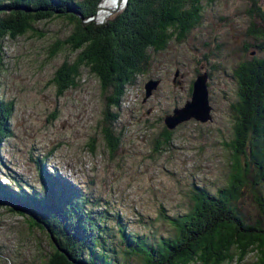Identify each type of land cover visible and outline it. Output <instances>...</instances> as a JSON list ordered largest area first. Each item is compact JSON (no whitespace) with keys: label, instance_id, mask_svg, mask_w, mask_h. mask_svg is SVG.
<instances>
[{"label":"rangeland","instance_id":"374dc122","mask_svg":"<svg viewBox=\"0 0 264 264\" xmlns=\"http://www.w3.org/2000/svg\"><path fill=\"white\" fill-rule=\"evenodd\" d=\"M258 4L264 9V0ZM249 7L248 0H215L185 41L151 51L147 71L127 87L120 108L109 111L119 115L111 127L119 138L113 152L103 139L106 101L95 76L82 69L78 87L61 96L51 83L64 59L74 57L67 51L48 57L50 46L69 34V26L54 20L36 26L44 37L28 33L6 38L0 52V96L13 103V110L11 134L0 144V184L17 194L20 185L26 193L45 195L42 172L60 177L90 201L95 215L102 213L116 264H142L140 257L125 253L121 227L156 244L174 234L163 216L188 212L194 188L215 194L228 181L231 153L223 144L232 138L234 124L230 106L237 101L238 88L233 71L243 61L264 57L247 33ZM205 71L210 73L212 120L178 126L171 143L163 145L164 117L190 100L197 73ZM150 79H159L160 86L143 102ZM42 159L43 171L38 167ZM243 196L240 207L252 219V197L248 190ZM9 207H0V264H45L57 243L49 233L29 228L32 215ZM256 261V253L249 252L240 263L234 259L224 264Z\"/></svg>","mask_w":264,"mask_h":264},{"label":"trees","instance_id":"16d2710c","mask_svg":"<svg viewBox=\"0 0 264 264\" xmlns=\"http://www.w3.org/2000/svg\"><path fill=\"white\" fill-rule=\"evenodd\" d=\"M100 1L0 0V52L6 38L13 40L28 33L41 38L44 35L37 25L65 22L70 32L50 46L48 57L66 51L74 57L64 59L51 83L61 96L78 87L82 69L95 76L106 101L103 139L113 152L119 138L111 127L119 115L109 111L120 108L127 87L147 71L151 51H163L171 41H185L202 24L205 7L215 0H128L107 23L83 26L74 12L92 17ZM248 1L247 33L255 41L252 47L264 52V9L258 0ZM233 77L238 89L237 101L230 106L232 138L223 144L231 153L228 181L215 194L194 188L188 212L163 216L174 234L156 244L143 236L129 235L121 227L119 237L125 253L140 257L142 264H224L234 259L240 263L249 252L257 255L255 264H264V57L241 62ZM12 110L13 103L0 96V144L11 134ZM172 131L163 130V145L171 143ZM45 161L38 162L41 171ZM42 173L45 195L26 193L20 185L17 194L0 184V207L7 203L10 211L22 216L16 208L23 209L33 217H29L31 230L51 234L58 249L54 248L45 264H116L102 213L95 215L90 201L75 187H68L67 181ZM246 190L255 205L252 219L240 207Z\"/></svg>","mask_w":264,"mask_h":264},{"label":"water","instance_id":"95a60500","mask_svg":"<svg viewBox=\"0 0 264 264\" xmlns=\"http://www.w3.org/2000/svg\"><path fill=\"white\" fill-rule=\"evenodd\" d=\"M103 1L104 0L100 1L96 8V13L92 17L84 18L81 14L77 12H74V15L81 20L83 26H87L90 23H94L95 25L105 24L110 21V17H105L103 19L98 18V13L101 10V4L103 3ZM127 1L128 0H117L116 5L108 9L109 16L119 14L126 7ZM178 75L179 72L176 71L174 76L177 77ZM208 78L209 75L207 72L198 74L192 83L190 100L186 101L182 107L173 109L171 114L164 117L163 123L168 130H175L178 126L192 120L201 124L210 122L212 120V108L209 104L207 89ZM159 86L160 80H148L147 83L144 85L143 102H146L152 96V94L159 88Z\"/></svg>","mask_w":264,"mask_h":264},{"label":"bare ground","instance_id":"6f19581e","mask_svg":"<svg viewBox=\"0 0 264 264\" xmlns=\"http://www.w3.org/2000/svg\"><path fill=\"white\" fill-rule=\"evenodd\" d=\"M117 0H107V2H106V0H104L103 1V3L101 4L102 5V7H101V10L103 11L102 13H103V18L104 17H109V12H108V9H110V8H112V7H114L115 5H116V2ZM106 2V3H105ZM104 4V5H103ZM100 10V11H101ZM100 13V12H99ZM98 13V18L101 16V14H99ZM102 19V18H101Z\"/></svg>","mask_w":264,"mask_h":264}]
</instances>
